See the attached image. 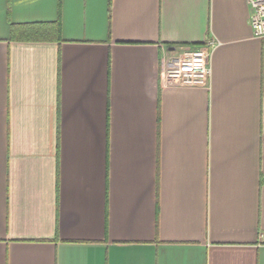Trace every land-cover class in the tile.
Listing matches in <instances>:
<instances>
[{"label": "crops", "instance_id": "crops-1", "mask_svg": "<svg viewBox=\"0 0 264 264\" xmlns=\"http://www.w3.org/2000/svg\"><path fill=\"white\" fill-rule=\"evenodd\" d=\"M251 14L248 0H0V264H264ZM37 22L60 40H11ZM211 41L208 86L163 82L164 55Z\"/></svg>", "mask_w": 264, "mask_h": 264}, {"label": "built area", "instance_id": "built-area-1", "mask_svg": "<svg viewBox=\"0 0 264 264\" xmlns=\"http://www.w3.org/2000/svg\"><path fill=\"white\" fill-rule=\"evenodd\" d=\"M255 38L264 37V0H248ZM215 43L207 46L181 49L177 56H163L161 78L164 83L182 87L208 86L211 81V52Z\"/></svg>", "mask_w": 264, "mask_h": 264}, {"label": "trees", "instance_id": "trees-1", "mask_svg": "<svg viewBox=\"0 0 264 264\" xmlns=\"http://www.w3.org/2000/svg\"><path fill=\"white\" fill-rule=\"evenodd\" d=\"M11 40L17 41H59L61 35L58 22H37L25 24H13L11 28ZM169 47H172L169 45ZM199 46L190 45L189 48Z\"/></svg>", "mask_w": 264, "mask_h": 264}, {"label": "water", "instance_id": "water-1", "mask_svg": "<svg viewBox=\"0 0 264 264\" xmlns=\"http://www.w3.org/2000/svg\"><path fill=\"white\" fill-rule=\"evenodd\" d=\"M173 49V48H172Z\"/></svg>", "mask_w": 264, "mask_h": 264}]
</instances>
